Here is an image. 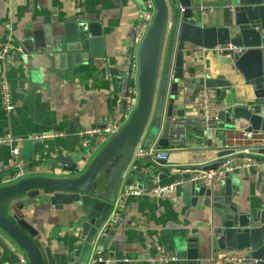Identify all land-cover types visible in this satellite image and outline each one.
<instances>
[{"label": "water", "instance_id": "water-1", "mask_svg": "<svg viewBox=\"0 0 264 264\" xmlns=\"http://www.w3.org/2000/svg\"><path fill=\"white\" fill-rule=\"evenodd\" d=\"M153 3L155 13L137 51V104L118 132L88 164L83 160V150L69 157L59 153L56 162L47 164L49 175L23 177L0 186V253L8 264H18L20 255L28 264H54L52 251L39 242L38 232L21 215V207L12 205L23 195L36 198L47 206L46 210L66 211L75 218L82 245L69 253L72 261L67 264H108L99 261V254L109 247L123 219L121 213L117 222L106 224L119 190L130 191L133 186L142 189L154 173L144 166H157L151 161L156 154L173 152L194 154L193 160L188 156L184 165L192 174L185 179L183 189L192 208L208 213L211 225L206 238H189L177 244L176 264H207L201 246L215 253L241 252L243 264H264V201L254 206L240 204L228 173L212 186L192 180L198 171L215 170L236 151L264 155V147L227 146L223 140L225 130L236 131L241 126H246L243 132L264 134V0L226 1L227 24L222 27H204L205 5L194 0ZM170 28V47L156 96ZM100 36L98 23L71 21L65 23L58 44L22 49L19 59L34 83L47 84L55 77L71 81L78 68L90 63L89 58L102 54ZM192 47L204 53L218 51L219 61L232 72L196 81L200 88L214 91L223 109L212 126L203 123L193 136L195 141L201 140L200 145L190 143L191 147L170 150V140H181L188 125L175 106L179 96L185 94L181 86L186 79L183 61ZM95 48L97 53H93ZM216 124L220 127L217 139L212 141ZM142 138L146 150L140 151L144 159L138 160ZM108 258L113 262L114 255L109 253ZM126 259L131 260L129 256Z\"/></svg>", "mask_w": 264, "mask_h": 264}, {"label": "crops", "instance_id": "crops-1", "mask_svg": "<svg viewBox=\"0 0 264 264\" xmlns=\"http://www.w3.org/2000/svg\"><path fill=\"white\" fill-rule=\"evenodd\" d=\"M226 1L194 0L205 5L204 27L227 24ZM142 14L140 0H0V49H9L8 58L0 60V82L6 80L9 83L14 105L13 111L6 113L0 101V141L7 135L14 139L12 143L0 142V186L14 181L17 172L11 158L14 148L20 153L23 177L49 175L47 164L56 162L59 153L69 157L82 150V133L100 131L107 122L122 120V100L135 84L130 75L138 51L133 40ZM71 21L99 24V51L102 54L89 58L90 63L78 68L71 81L55 77L47 84L32 82L27 67L19 59L21 50L34 46H55L65 23ZM170 35L171 28L164 42L156 96L160 93ZM190 51L186 52L183 61L186 79L181 86L185 94L179 96L175 106V111L183 113L188 125L184 127L181 140H170V150L191 147L190 143L201 144V140L193 139L204 123L194 100L200 88L196 81L204 76L213 78L232 72L230 67L219 61L221 56L218 51L204 53L194 47ZM97 52L95 48L93 53ZM221 109V101H216V112ZM216 126L210 136L212 141L217 139L216 132L220 126ZM245 127L241 126L236 131L225 130L224 136L230 132H242ZM142 143L143 138L138 151L145 152ZM166 156L163 163L156 164L157 167L151 163L144 166L154 173L144 182L142 190H148L154 181L161 185L172 182H179L180 185L169 198L152 199L145 195L128 198L121 212L123 219L109 247L99 254V261L108 264L118 261L159 264L156 259L162 254L175 259L179 242L189 238L203 239L209 235L211 225L208 213L192 208L183 189L185 179L192 174L186 172L184 165L193 160L194 154L173 152ZM138 163L136 161L135 164ZM229 176L237 192L235 199L244 207L264 201V167L235 170ZM12 205L21 207V215L38 232L39 242L52 251L54 264L72 261L68 255L80 247L82 241L79 239L78 223L70 213L46 210L45 204L26 195L14 199ZM202 249L201 246L207 264H222L212 260L222 253ZM109 253L114 255L113 262L108 258ZM128 256L130 261L126 259ZM0 264H8L1 253ZM168 264H176V260Z\"/></svg>", "mask_w": 264, "mask_h": 264}, {"label": "built area", "instance_id": "built-area-1", "mask_svg": "<svg viewBox=\"0 0 264 264\" xmlns=\"http://www.w3.org/2000/svg\"><path fill=\"white\" fill-rule=\"evenodd\" d=\"M143 6L142 19L137 29V33L134 37L133 43L138 49L146 31L148 30L151 21L155 13V6L153 0H140ZM8 47L0 49V60L8 58ZM138 73V62L135 58L131 65L130 75L135 81L134 86L128 91V94L123 98L124 114L122 120L107 122L104 128L100 131H86L80 135V147L84 151V162H89L92 155H95L99 149L118 132L121 126L128 120L130 114L136 107L138 99V89L136 86V77ZM194 100L199 110L201 118L204 123L210 124L217 121L216 112V98L215 93L211 89L200 88L196 91ZM0 101L2 109L6 113H10L14 109L12 101V93L10 85L6 80L0 82ZM14 139L10 136H6L2 143H12ZM224 143L227 146H261L264 147V134L262 133H248V132H230L224 136ZM20 153L17 148H14L11 152L12 164L16 168L17 172L14 175V181L23 178V171L21 169V163L19 159ZM140 156V151L136 153V157ZM166 154L159 153L152 158V162L158 164L159 161H165ZM264 167V155L252 154L248 150L236 151L222 164L213 171H198L196 176L192 180H201L206 186H212L223 180L226 173H231L235 170ZM187 173H190L186 170ZM179 182H172L169 184H159L154 181L153 186L148 190L133 188L130 191L120 190L113 204L112 212L106 222V224L112 225L117 222L122 212L123 207L126 205L128 198L135 196L145 195L152 199L169 198L176 191ZM173 257L160 255L156 261L159 264H168L173 261ZM214 262L222 264H243L245 261L244 254L241 252H225L220 255L214 256L212 259ZM18 264H28V261L24 255L19 256ZM88 264H93L91 261ZM95 264V263H94Z\"/></svg>", "mask_w": 264, "mask_h": 264}, {"label": "rangeland", "instance_id": "rangeland-1", "mask_svg": "<svg viewBox=\"0 0 264 264\" xmlns=\"http://www.w3.org/2000/svg\"><path fill=\"white\" fill-rule=\"evenodd\" d=\"M140 2H141V1H140ZM141 4H142V3H141ZM143 10H144V9H143ZM93 156H94V155L91 156L90 160L93 158ZM88 163H89V162H87V164H88Z\"/></svg>", "mask_w": 264, "mask_h": 264}, {"label": "bare ground", "instance_id": "bare-ground-1", "mask_svg": "<svg viewBox=\"0 0 264 264\" xmlns=\"http://www.w3.org/2000/svg\"><path fill=\"white\" fill-rule=\"evenodd\" d=\"M200 89V88H199ZM131 115V114H130ZM14 183V182H13Z\"/></svg>", "mask_w": 264, "mask_h": 264}, {"label": "trees", "instance_id": "trees-1", "mask_svg": "<svg viewBox=\"0 0 264 264\" xmlns=\"http://www.w3.org/2000/svg\"><path fill=\"white\" fill-rule=\"evenodd\" d=\"M157 167V166H156Z\"/></svg>", "mask_w": 264, "mask_h": 264}]
</instances>
